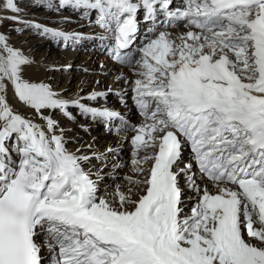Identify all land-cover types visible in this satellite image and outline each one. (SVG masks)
I'll return each mask as SVG.
<instances>
[{"label":"snow or ice","instance_id":"6c2138e0","mask_svg":"<svg viewBox=\"0 0 264 264\" xmlns=\"http://www.w3.org/2000/svg\"><path fill=\"white\" fill-rule=\"evenodd\" d=\"M41 2L95 13L111 34L98 39L113 40L116 62L135 70L143 121L26 79L34 61L0 35V264H264V0ZM141 9L151 27L137 44ZM0 10L20 12L14 0ZM11 19L57 44L82 38ZM9 86L42 124L9 104ZM70 103L93 120L120 121L138 177H125L126 191L101 196L103 176L83 167L93 157L66 147L51 113L73 119ZM123 167L118 159L109 175Z\"/></svg>","mask_w":264,"mask_h":264},{"label":"bare ground","instance_id":"6f19581e","mask_svg":"<svg viewBox=\"0 0 264 264\" xmlns=\"http://www.w3.org/2000/svg\"><path fill=\"white\" fill-rule=\"evenodd\" d=\"M67 9L68 8L62 9L61 11H63L64 13L60 15H58L56 11L50 10L44 15L45 16L44 19L48 24L54 20L55 21L60 20L62 22H66L67 25L65 27L69 29L70 32H74V33H79V32L81 33L87 26H90L91 28L85 29L86 30L85 33L88 34L83 35L84 37L79 39L78 42L71 41L72 42L71 47L74 48L75 52L57 55L56 51H54L53 55L50 56V58L49 57L46 58L45 55H42L41 52H39L40 47L43 46L45 43L44 40H38V39L28 40L29 38H32L31 34H27V35L25 34V36H23V41H19L16 45L13 46L16 49L25 52L24 54L34 61L33 64L29 66H25V72H24L25 78L29 79L31 82H45L48 85H50L51 88H53L55 86L54 85L55 83L52 81V79H54L53 77L58 76V74H56L57 71L55 70L56 69L55 67H58V64H62V63L70 64L74 66V71L75 73H77V68H76L77 66H75L77 64L75 63L78 62L79 65H81L82 74L80 81L77 83V87L78 90L81 92L77 93V95L73 94L75 93L73 91L66 92L65 94L63 93V91L60 90L61 89L60 87L58 89H52V90L58 93L63 99L68 100L69 102H71L74 99L90 100L88 98L90 96H93L94 94L106 93L105 96H100V104H102V106H106L109 109L111 108L115 111H118V113L124 116L126 120L128 118V121H130L131 124L139 126V124L143 121V119L140 117L138 118L135 117L137 119L134 118L135 113L136 116L137 114H139L138 109L136 108V105L134 103L135 102L134 99L128 102L127 104H125L117 101L115 98L108 96L107 94V91L113 87L118 89H125L128 87L132 91L131 81L136 79V77L133 74L135 70L129 69L126 66H120L119 64H114L112 60L107 57L108 54L110 55V47L107 44L109 43V45H113L114 44L113 40L109 39L107 40V42H104L103 44L97 38H96L97 40L94 38H88L90 37L91 34L94 36H100L102 34L108 36L111 35L109 33H105L104 30L101 31L99 28L96 27L95 17H92V21H90L88 24L87 22L81 20L80 17L77 18L74 17V15ZM143 12H144L143 9H141L137 13V21L139 24V32L137 34L138 35L137 44H140L142 42L141 38H143L144 40L145 33H148V29L149 27H151V22L144 21V15L143 16L141 15ZM141 16L142 18L141 20H139ZM160 19L161 17H159V20ZM73 21H78L79 23L76 24ZM0 23H1V19H0ZM60 24L64 25V23H60ZM169 30L175 31L172 29ZM180 31H183V29H180ZM87 49L89 51H84ZM103 50L108 52L107 56L106 55L104 56L103 53H101L103 52ZM26 52H31V53L29 54ZM97 61L99 67L95 68L93 65ZM94 73H96L97 75H93ZM118 77H127L128 81L126 82L123 79H118ZM94 79L95 81L93 85L91 83L90 84L88 83V82H92V80ZM7 99L9 104L16 111H18V113L33 119V122L35 123L38 124L43 123V121H41L39 117L36 115L34 110L25 106L22 102L18 100V98L15 96L14 91L10 86L7 93ZM94 102L95 101H91V104ZM54 113H56V110L51 114L53 118L57 121L59 128L64 129V136L68 141L66 147L68 148L69 151L76 153L77 155L93 156V158H95L94 153L96 155L102 156V159H96L95 161L91 160L90 162L84 164L83 167L85 168L86 171H90L91 178L94 180L96 179L95 174L97 172H100V174L103 176V179L99 181V186L103 188H107V186L103 185L102 182L104 178H107V176H109V173L113 171V164H114L113 160L108 157V149L110 147L111 148L122 147V145H124L125 143L128 144L129 140H124L123 143H121L120 136L116 134L107 135V133L109 132H105V130L102 131L99 130L98 126L94 128L93 127L94 123L97 124H110V123H105L100 120H93L91 116L85 117L86 115L83 116L84 114L79 116V113L77 112L76 115H72L73 119H69L62 113L53 115ZM106 130L109 131L110 129L107 127ZM111 132L116 133V130H112ZM58 134H59V130H58ZM127 135L131 137L132 135H134V133L129 132L127 133ZM77 149H79L80 151L77 152ZM131 159H132L131 153L124 156L123 159H121L122 162H124V169L115 170V175H119L122 179L117 184L121 186L122 191H126L129 186L128 181L125 179V177L131 176L134 179L138 178L132 172V166L130 163ZM116 161L117 160H115V162ZM145 167H147V165ZM101 196L110 198L109 196H107L106 192ZM43 255L45 257L44 253Z\"/></svg>","mask_w":264,"mask_h":264},{"label":"rangeland","instance_id":"374dc122","mask_svg":"<svg viewBox=\"0 0 264 264\" xmlns=\"http://www.w3.org/2000/svg\"><path fill=\"white\" fill-rule=\"evenodd\" d=\"M14 2L16 3L17 7L20 9L19 13H12L10 10H0V19H1L0 35H4L5 37H7V42L10 44V46L13 47L19 41H23V36H25V34L26 35L31 34L32 38H29L28 40L38 39V40H44L45 41L44 45L40 47L39 52H41L42 55H45L46 58L47 57L50 58V56L53 55L54 51H56L57 55L75 52L74 48L71 47L72 46L71 41H69L67 46H65L63 43L57 44L53 40H51L50 38L44 36L40 31L36 30L33 27H30L28 25V23H18L15 20L11 19L12 16H19L22 21L31 22L32 24H40V25H43L45 27L54 28V29L59 30V31L74 33V32H70V30L65 27L67 25L66 22H62L60 20H57V21L54 20L51 22L52 24L51 23L48 24L46 22V20L44 19L45 18L44 15L48 11H50L51 9L46 8L43 5V3L41 2V0H14ZM4 4H6V0H0V9H3ZM61 10L62 9H60L58 12L56 11V13L58 15L64 13ZM67 10L70 11L74 15V17H76V18L80 17L81 20L87 22L88 24L91 21L90 17H83L80 12H74L71 9H67ZM142 16L140 17V19L142 18ZM92 17H95V13L92 14L91 18ZM42 22H43V24H42ZM73 22L76 24L79 23L78 21H73ZM60 23H64V25H61ZM86 28H91V27L87 26ZM97 28H99L101 30L100 26ZM84 30L81 33L80 32L78 33L81 35V37L83 35L88 34V33H85L86 30L85 31ZM87 32H90V31H87ZM92 37H94V36H92V34H91L90 38H92ZM99 41H101V40H99ZM104 42L105 41H101V43H104ZM89 45H92V44H89ZM84 51H89V50L87 49ZM23 53H25V52H23ZM26 53L30 54L31 52H26ZM101 53H103L104 56L105 55L107 56L106 51L103 50V52H101ZM107 57L109 58V56H107ZM75 64H77V65H75V66H77L76 67L77 73H75V71H74V66H72L70 64L62 63V64H58V67H55L56 68L55 70L57 71L56 74H58V76L57 77L55 76L56 78L53 77L56 80L52 79V81L55 83L54 84L55 86L54 87L52 86L53 87L52 89H58L60 87L61 88L60 90L63 91V93H65V94H66V92H72L73 91V92H75L73 94L77 95V93L81 92L78 90V87H77V83L80 81L81 74H82L81 65H79L78 62H76ZM114 64H116V63H114ZM93 66L95 68L99 67L98 61ZM93 75H97V74L94 73ZM94 81H95V79L92 80V82H88V83L89 84L91 83L93 85ZM63 83H64V85H63ZM84 84H85V82H84ZM107 94H108V96H111V97L115 98L117 101L125 103V104L132 101L133 97H134L133 91H131V89L128 87L125 89H118V88L113 87L107 91ZM79 100L81 101V103L85 104L87 107H94V108H101V109L107 108L106 106H102V104H100V96H97V98L94 100H82V99H79ZM91 101H95V102L91 104ZM110 110L115 111L111 108H110ZM68 111L72 115H76L77 112L79 113V116L83 115V113L81 112L80 109H78L77 107H73L72 105L69 106ZM115 112L118 113V111H115ZM60 113H62L60 110H56V113H54L53 115L60 114ZM83 116H85V115H83ZM85 117H88V116H85ZM122 117H124V116H122ZM135 117L138 118L139 115L137 114V116H136V113H135L134 118ZM137 118H135V119H137ZM127 121H128V118H127ZM70 122H71V120H70ZM112 122L113 123H110V124L94 123L93 127L95 128L96 126H98L99 130H101V131L105 130V132H109V133H107V135H112V134L115 135L116 133L111 132V131L116 130L117 128L120 127V121L117 119L116 121L114 120ZM128 122L130 123V121H128ZM107 127L110 129L109 131L106 130ZM117 149H119V152L117 155H113L111 152L108 151V157L110 159H112L113 162H115V160H118V159L121 160V159H123L124 156L131 153L130 141L128 142V144L125 143L124 145H122V147H119ZM187 156H188V152L185 153V157H187ZM95 160H96V158L92 159V161H95ZM122 169H124V167ZM121 180L122 179L119 175H115V177H113L111 175L107 176V178H104V180L102 182L103 185L107 186V188L100 187V193L99 194L100 195L105 194V192H106L105 190H107V193H111L112 195H114L115 194L114 192L116 190V185ZM107 181H109V182H107ZM120 188H121V186H120ZM45 251L47 252V250H45Z\"/></svg>","mask_w":264,"mask_h":264}]
</instances>
